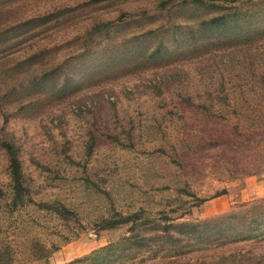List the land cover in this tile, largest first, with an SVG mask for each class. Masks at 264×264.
<instances>
[{
	"label": "rangeland",
	"instance_id": "374dc122",
	"mask_svg": "<svg viewBox=\"0 0 264 264\" xmlns=\"http://www.w3.org/2000/svg\"><path fill=\"white\" fill-rule=\"evenodd\" d=\"M203 1L0 0V264H264V0Z\"/></svg>",
	"mask_w": 264,
	"mask_h": 264
},
{
	"label": "trees",
	"instance_id": "16d2710c",
	"mask_svg": "<svg viewBox=\"0 0 264 264\" xmlns=\"http://www.w3.org/2000/svg\"><path fill=\"white\" fill-rule=\"evenodd\" d=\"M231 2H238L240 0H230ZM195 3L197 4H204L203 0H195ZM1 147L7 152V155L9 157V163H10V174L13 182V201L12 204L16 207L19 205H25L26 198L28 195V189L25 183L24 174L22 171V164L21 160L18 154V149L16 145L12 142H3L0 144ZM51 205H47L46 210H54V212L58 214H62L64 212H68L65 205L61 204V209H56V207H50ZM53 208V209H52ZM55 208V209H54ZM239 218L235 215L229 216L226 220L216 222L213 226L218 227L223 223H226L229 225L228 227L232 226L233 221L238 220ZM232 264H235L232 263Z\"/></svg>",
	"mask_w": 264,
	"mask_h": 264
}]
</instances>
